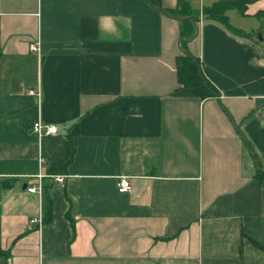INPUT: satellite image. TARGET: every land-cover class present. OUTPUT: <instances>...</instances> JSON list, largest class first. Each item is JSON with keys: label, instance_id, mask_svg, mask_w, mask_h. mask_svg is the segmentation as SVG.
<instances>
[{"label": "crops", "instance_id": "0c3cea01", "mask_svg": "<svg viewBox=\"0 0 264 264\" xmlns=\"http://www.w3.org/2000/svg\"><path fill=\"white\" fill-rule=\"evenodd\" d=\"M214 1L0 0V264H264V0L198 15L215 93L177 79L167 9Z\"/></svg>", "mask_w": 264, "mask_h": 264}, {"label": "trees", "instance_id": "16d2710c", "mask_svg": "<svg viewBox=\"0 0 264 264\" xmlns=\"http://www.w3.org/2000/svg\"><path fill=\"white\" fill-rule=\"evenodd\" d=\"M251 0H215L210 5L203 7L202 17L212 19L223 23L232 33L239 35H247L248 32L235 27L229 23L227 11L236 9L241 14L245 13L247 3ZM171 14L182 15L180 21V48L181 52L176 56V73L179 82V87L196 86L200 90L202 96H208L216 92L215 87L210 80L199 70L200 60L197 56L192 55L185 47L186 41L194 35L195 24L199 19V12L192 10H177L174 8L167 9ZM187 11V12H186ZM259 14L264 12H258ZM246 144V143H245ZM255 176L264 183V171L256 168ZM52 213L51 202L46 206V218H49ZM256 243V242H255ZM257 244V243H256ZM258 245V244H257ZM0 254H7L6 250L0 248Z\"/></svg>", "mask_w": 264, "mask_h": 264}, {"label": "built area", "instance_id": "2783aa9c", "mask_svg": "<svg viewBox=\"0 0 264 264\" xmlns=\"http://www.w3.org/2000/svg\"><path fill=\"white\" fill-rule=\"evenodd\" d=\"M201 11L199 13L200 16H202ZM30 49L34 52L40 53V51H41L40 41L35 40V41L31 42L30 43ZM30 92H37V91L33 88V89H30ZM58 130H59V126H58V123L55 121L45 120L43 118H37L32 123V131L40 137L44 136V135L56 133ZM41 161H43V157H41ZM50 175H52V174H50ZM36 176L39 179L38 182L34 183L33 185L28 186L27 189L31 192H37L38 191V192L42 193L43 187H44L43 186V178L45 176H48V174L40 171L36 174ZM52 176L58 182L64 183V181H65V177L63 175L53 174ZM118 186H119L120 191H127V190L131 189V187H132L131 178L129 176H126V175L121 176L119 179V182H118ZM36 219L41 220L40 217L39 218L35 217L34 219H32V221H35Z\"/></svg>", "mask_w": 264, "mask_h": 264}, {"label": "water", "instance_id": "95a60500", "mask_svg": "<svg viewBox=\"0 0 264 264\" xmlns=\"http://www.w3.org/2000/svg\"><path fill=\"white\" fill-rule=\"evenodd\" d=\"M194 24H195V27H196V23H194ZM258 35H260V32H258ZM199 68H200L199 70H201L200 64H199ZM257 167L264 171V169H262L260 166H257Z\"/></svg>", "mask_w": 264, "mask_h": 264}]
</instances>
